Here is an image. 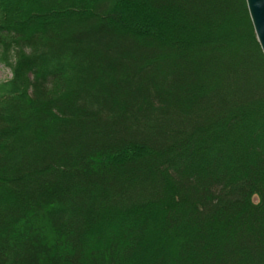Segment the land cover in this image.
Returning a JSON list of instances; mask_svg holds the SVG:
<instances>
[{"label":"trees","instance_id":"1","mask_svg":"<svg viewBox=\"0 0 264 264\" xmlns=\"http://www.w3.org/2000/svg\"><path fill=\"white\" fill-rule=\"evenodd\" d=\"M0 62V264H264L244 0H0Z\"/></svg>","mask_w":264,"mask_h":264},{"label":"water","instance_id":"2","mask_svg":"<svg viewBox=\"0 0 264 264\" xmlns=\"http://www.w3.org/2000/svg\"><path fill=\"white\" fill-rule=\"evenodd\" d=\"M255 39L264 58V0H244Z\"/></svg>","mask_w":264,"mask_h":264},{"label":"rangeland","instance_id":"3","mask_svg":"<svg viewBox=\"0 0 264 264\" xmlns=\"http://www.w3.org/2000/svg\"><path fill=\"white\" fill-rule=\"evenodd\" d=\"M11 76L10 67L0 62V81L6 80Z\"/></svg>","mask_w":264,"mask_h":264}]
</instances>
